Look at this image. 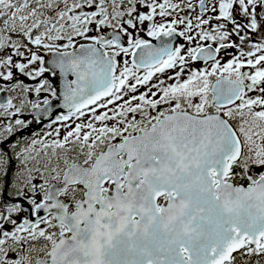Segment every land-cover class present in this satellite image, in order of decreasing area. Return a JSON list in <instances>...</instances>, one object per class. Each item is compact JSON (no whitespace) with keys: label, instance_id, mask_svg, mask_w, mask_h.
Returning a JSON list of instances; mask_svg holds the SVG:
<instances>
[{"label":"snow or ice","instance_id":"obj_1","mask_svg":"<svg viewBox=\"0 0 264 264\" xmlns=\"http://www.w3.org/2000/svg\"><path fill=\"white\" fill-rule=\"evenodd\" d=\"M0 94V264H264V0H0Z\"/></svg>","mask_w":264,"mask_h":264},{"label":"flooded vegetation","instance_id":"obj_2","mask_svg":"<svg viewBox=\"0 0 264 264\" xmlns=\"http://www.w3.org/2000/svg\"><path fill=\"white\" fill-rule=\"evenodd\" d=\"M25 82H26L27 84H29V85H32V84L35 83V82L30 81V80H25ZM0 98H2V94H0ZM23 118H24V119H30L31 117L28 116V115H25ZM39 127H40L39 125H32L30 131L38 130ZM24 135H27V133H25Z\"/></svg>","mask_w":264,"mask_h":264},{"label":"rangeland","instance_id":"obj_3","mask_svg":"<svg viewBox=\"0 0 264 264\" xmlns=\"http://www.w3.org/2000/svg\"><path fill=\"white\" fill-rule=\"evenodd\" d=\"M230 51H232V50H230ZM222 55H223V53H222Z\"/></svg>","mask_w":264,"mask_h":264}]
</instances>
